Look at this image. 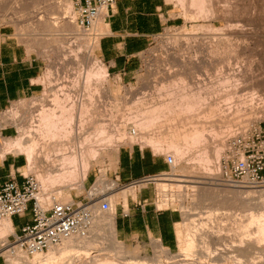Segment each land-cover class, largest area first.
<instances>
[{
  "label": "rangeland",
  "instance_id": "1",
  "mask_svg": "<svg viewBox=\"0 0 264 264\" xmlns=\"http://www.w3.org/2000/svg\"><path fill=\"white\" fill-rule=\"evenodd\" d=\"M169 1L172 3L177 15H180L183 17V19H185V23L175 27H169L161 34L157 35L150 48L142 54L140 68L138 71L131 74V76L123 78L122 76L109 73L104 82H101L100 84L98 83L101 91L100 94L102 95V106H98V108H101L99 110V116H96V121L98 119V121L102 120L100 125L104 127L107 125L106 127L109 129V131L111 130V132L120 130L118 132L120 135L119 137L121 138H119L121 141L120 146L117 147L114 145H106L103 147L100 154L91 162V168L89 170L90 172L85 181L84 188H79L78 186L76 187L73 185L74 187L68 186L61 189L60 183H58L59 185L55 183V186H48V188L49 190L53 189L54 192L61 189V201H72V199L77 201H87L89 193L98 186L97 184L92 185L94 180L97 181L98 177L102 174L101 180L103 182L106 181L104 182L105 187H103V189L98 187V192L103 193L104 197H109V195L112 194L116 195L114 196L116 198L114 199L115 202L112 206L116 214V228L117 221L119 220L121 213H123V207L125 206L127 209L128 203L132 201L131 198H139V192L142 190L144 193L143 198H148L147 203L149 206L158 208L160 210L175 211L176 213L180 214L181 219L179 222L180 224H177L178 228L176 225L177 235L175 245L169 247L162 241L161 244L174 254H172L173 258L171 259H167V257H165L163 262L167 261L169 264H182L180 260L181 258L179 259V257L183 256H180L179 254L181 253L184 241L181 239L186 233L185 229H187V223H190V219L186 211L188 209H191L192 212L199 211V213H202L201 215H203V217H206L208 215V212L205 213L208 211V208L206 207L211 206L210 202L207 201H205V205H202V207L201 205L196 204V201H198L197 199H199V195L201 193V187L204 185L206 187L208 185L207 187L219 186L226 188H236L224 184L214 185L211 183L202 184L198 182L205 179H207V181L218 182L216 179L221 174L223 157L227 154L229 148L234 146L236 141L242 138L243 135L255 128H259L261 122L264 120V0ZM193 1L195 4H193ZM72 2L74 3L73 11L75 13H73L72 16L77 23L78 12L75 8V0H72ZM66 5L67 0H0V29H8L10 33L16 36L22 43H24L30 51L38 53L44 62L43 83L45 88L43 92L35 97L16 101L11 108L1 113V125L16 126L19 131L17 136L22 135L24 128L29 126L30 123H39L38 120L42 107L47 105L48 107L51 106V108L55 110V108L58 109V107L61 108L62 106L64 107L65 105H70L71 102L65 100V94H63L64 92L59 90L61 85H65L66 87L68 86L67 88L72 90L70 92L72 98L81 95L80 93L82 91L84 96L87 90H89L85 96L87 100V94L91 90L95 89L97 80L93 79V85L90 87L91 90H86L84 78L87 75L86 72H88L90 69H95L94 67H96V65H101L108 69L97 53L100 37L106 33V24L103 25L99 31L94 30V24L90 28L85 29L79 27L78 23L77 26L82 28L81 30L66 29L64 27L65 21L63 20L64 16L67 15L65 11H68L66 10L67 8H65ZM52 8L58 9L55 11V9L53 10ZM202 9H205V11L202 12ZM104 12L106 14L107 10ZM104 12L100 15V17L104 15ZM68 19L69 18H67V20ZM48 20L51 21L52 24H55L53 27L55 30H47L44 27L41 29L40 26H45L44 24ZM210 27H213V29H210ZM214 28H216L218 31ZM95 39L97 41H95ZM90 41H94L96 44H90ZM226 75L235 76V78L238 79V82L240 83L237 85L225 84L224 86L222 81L225 80L224 78H227ZM81 76L83 77L79 80V83L76 85L73 84L74 78H81ZM63 83L65 84L63 85ZM202 83L204 86L207 85L206 87L209 85L210 88H214V86H216L217 89L221 88L219 89L221 93L219 92L220 94H217L218 96L216 95L213 100L218 103L220 101L222 107L220 106L221 108L219 115L216 114V116L212 118L214 119L212 120L214 122H212L214 124V128H218L217 130L219 132L216 134L214 132L210 133L208 141L204 142L207 150L205 156L202 154L204 145L193 147L188 158L194 157L195 159L190 160L186 158L187 156H184V158L182 157L181 160L177 161L178 165L172 169V171H170L168 176L159 177H173L179 179L184 178L186 181L183 183L184 185L186 184L187 187L185 186L183 187L184 189L182 188L180 190V188L177 187L178 183H180L179 181H168V183H171V186H168V188L164 190L159 184L161 180L156 179L147 185L141 187L135 186L133 188L135 195L133 192H131L128 196V200H124V198L121 196V191L125 187H133L134 185L124 186L126 184L125 182L121 183L115 179V169L117 168V155L116 157L114 156L116 152L115 150H117L119 147L121 149V147L125 145L132 146L139 144L143 147H149L158 157L161 158H165L167 153H174L176 156L175 150L169 148V143L166 144L164 142H166L165 139L169 142H174L176 140V136L178 135L182 137V139L180 137L179 140H181L183 143L185 142L183 141V135L188 131V126H190L188 125V116L182 115L178 117L179 119L175 120H173L175 116H172L171 118L168 117L167 119L163 117L164 119L162 118V120H158V122L156 121L157 123L155 122L156 124L150 128L139 126V122L145 118L148 119L149 114H144L145 111L151 110L156 107V105L158 106L163 101L168 100L170 96L169 92H173L174 89H178L176 87L179 86L181 88H190L192 84L197 87L199 85L203 86ZM217 83H219L220 86L222 84V86H218ZM233 83H235V81ZM173 87L175 88L172 89ZM232 90L234 92L239 91L236 94L238 96L236 97L234 94L235 97L233 96V98H230V101L225 100V95L232 93ZM55 92L59 93V95L63 94V97L59 96L61 97V102L59 101V104H55ZM248 93L250 95L252 93L253 96L255 95L254 98L257 96L255 100L252 95L250 96ZM241 94L247 97L249 95V98L252 97L250 102L249 98L246 97L245 99V97L243 95L241 96ZM258 96L261 97L259 98ZM242 97L243 102L241 100ZM218 99L220 100L218 101ZM252 99L254 101H251ZM244 101H246V103ZM60 104H62V106ZM77 110L78 109L73 110V114L76 116L79 112V110ZM55 112L59 114L61 109L60 111ZM75 120H77V117ZM195 120L198 121L197 119ZM103 122L105 125H103ZM97 125H99V123H97ZM171 125L172 128L176 129H173L172 131V128L170 127ZM93 126L94 124H92L91 127ZM87 127H89V125H87ZM169 128L171 129L170 131H172V134L168 131ZM177 128H180L179 130L181 131L178 132ZM133 129L138 131L137 135L133 136V134H131L130 131ZM86 131H89L88 128ZM184 131L186 132L182 133ZM154 138H157L158 140L160 139L161 143H164L163 145L165 147H162L161 144H159V146L157 145V147H155L154 144L152 146V143L149 141L150 139L154 140ZM161 138L164 139V142H162L163 140ZM170 138L173 140L175 138V140L171 141ZM75 147L76 150H79L77 143L75 144ZM218 147L222 148V155L220 158H217L218 156L215 154ZM52 149H47L48 153L45 150H41V155L39 154L40 157H37L38 162L34 163V165H32L33 167H27V157L24 154H20L24 158L25 164V167L22 169L23 173H25V175L33 174L37 178V175L39 174L45 175L47 170H49L51 167L50 164L53 162L52 160H54L55 157L57 158L56 162L60 161V158L55 156V154H58V149ZM49 153L54 154L50 155ZM206 156L211 158V162L209 161L206 164L205 161H203V163L201 159L198 160L199 157L206 158ZM204 164H206V166ZM205 167L207 170H205ZM206 175L209 177L211 176L209 180ZM113 184H116L117 186L115 189H106ZM196 185L202 186L199 188ZM42 188L43 186L41 187V192ZM256 193L254 192V194H252L254 207L256 206L258 198H260L259 196L261 194L260 192ZM98 205V208H100L101 203ZM196 206H200L201 208H197ZM99 210L101 211V208ZM217 211L219 213L223 212V210H216L215 212ZM32 218L33 211L30 209L25 215H19V220L17 222L22 225L28 221H31ZM193 218L196 219L199 218V216L197 215V217L195 216ZM217 220H219V222ZM217 220L215 221L218 223H214L216 225L215 227L222 226V224L224 225L226 223L231 225V221L227 220L226 222L225 218V223L222 221L223 218H218ZM228 224L225 226H230ZM256 225L257 224H255V222L252 225L254 238H256L255 234H257ZM109 229L110 228H106L104 229L105 231L102 230V238H100L98 247L103 250H99L98 252L96 248L91 247L89 252L92 255L90 254L83 256V259L76 257L74 260L72 258L66 257L67 259L65 258L61 261V263L103 264L106 259L112 260L114 258L113 260H117L119 263L122 262L123 264H132V262L135 261V257H138L142 260L143 258L151 259V257H155L158 252L160 253V248L158 249L155 245V242L158 241L159 238L154 237L151 240H147L146 238H141L140 240H131L130 237L125 238L123 235H121L117 229L118 235L116 238L119 239L120 242L123 241V243H121L124 245V251L126 252V254L125 252L119 254L117 252V246H115V244L113 245L111 240L112 238L110 239L112 234L111 232H108ZM16 234V228L14 233L12 231L4 232L0 228V237H2L0 238V264H37L32 261L34 260L33 255H27L24 252L20 253V255L14 261L10 259L12 255L8 251H12L13 248L16 247ZM18 234H21V232ZM180 234L181 236L183 234V236L180 237ZM259 244L255 242L254 247L256 245L257 247L253 248V251H256L253 256L255 258L257 257L256 259L254 258L255 264H264V256H262L263 253L261 250L263 248H261L262 245ZM45 252L47 253L48 251ZM8 253L10 254L8 255ZM116 253L122 256L119 257V255H116ZM98 255L101 256L97 257ZM123 256L125 257V260ZM175 260L177 262H175Z\"/></svg>",
  "mask_w": 264,
  "mask_h": 264
},
{
  "label": "bare ground",
  "instance_id": "2",
  "mask_svg": "<svg viewBox=\"0 0 264 264\" xmlns=\"http://www.w3.org/2000/svg\"><path fill=\"white\" fill-rule=\"evenodd\" d=\"M193 4H195V2ZM73 5H74V3L72 2V0H67V5L65 7V8H67L66 10H68V11H65L67 13V15L66 16L63 15L64 16L63 20L65 21V22L63 21L64 27L66 29H69V30L70 29H74V30L80 29L81 30L82 28H79L80 26L79 27L77 26V23L72 16L74 13ZM57 9H55V11ZM204 11H205V9H202V12H204ZM104 16H105V12H104L103 16H101V17L99 16L100 18L99 17L97 18V20L94 23V25H95L94 30L99 31V30H101L103 25H105ZM67 18H69V19L67 20ZM44 25L45 26H40L41 29H42V27H44L47 30H55V28L53 29L55 24H52V22L49 20L47 22H45ZM37 28H38V26H37ZM210 29H213V27L212 28L210 27ZM214 29H216V28H214ZM213 31L216 32L215 30H213ZM95 41H97V40L95 39ZM92 43H93V45L96 44L94 41L93 42L90 41V44H92ZM218 52H219V50H218ZM193 63H195V62H193ZM203 63H205V62H203ZM184 64H186V63H184ZM190 65H192V64H190ZM94 68L95 69H90L88 72H86L87 75L84 77L85 78V84H86L85 85L86 90L90 89V87H92L91 85H93V83H92L93 79L97 80V85L95 86V89L94 90L90 89L91 91L87 94V98H88L87 100H86L85 96L89 90H87V92L85 93L84 96H83L84 93L82 94V92H83L82 91L80 93L81 95H79L78 97L72 98L71 93H70L72 90L70 88L68 89L67 88L68 86L66 87L64 85L65 83H63L64 86L61 85V88L59 90L64 92L63 94H65L64 95L65 100L71 102L70 105L66 106L65 105L66 103L64 102L65 103L64 107L62 106V104H60L62 107L61 108L58 107V109L55 108V110L53 108H51V106L48 107L47 105H46L47 107L46 106L42 107V109L40 111L41 114L39 117L40 121L38 120V122H39L38 124H31L30 123L29 126L26 125L27 127L24 128V132L22 135L16 136L13 138H7L1 142V147H0V156L1 157H3L6 153H10V152L14 153V154L15 153L16 154H24L27 156V159H28L27 167H31L32 165H34V163L38 162L37 157L39 156L41 150L47 151V149H49V148H51V149L57 148L58 149L57 150L58 154H55V156L60 158L59 159L60 161L56 162L57 158L55 157V159H54L55 161L52 160L53 162L50 164L51 167L49 168V170H47L46 174L45 175L44 174L37 175L39 181L41 182V187L43 186L42 192H40V194L38 195V200L45 208L52 206L54 201H59V200L61 201V199H62L61 198L62 197V190L61 189L63 187H68V186H73V185H75L76 187L78 186L79 188L85 187V181L88 177V173H89V170L91 168V162L93 159H95L100 154V152L104 146H106V145H114L117 147L120 146V142H121L120 139L121 138L119 137L120 135L118 133L120 130H118L116 132H111V130L109 131V129L106 127L107 125L105 127L100 125V122L102 120L98 121L99 120L98 119L97 120L98 122L96 121V118L99 116L98 115L99 110L101 108V107L98 108V106H100V105L102 106V95L100 94L101 91H100V88L98 86V83L100 84L101 82H104V80L108 76V71L106 68H104L101 65H96V67H94ZM226 76H227V78H224L225 80L222 81V84L224 86H225V84H227V85L236 84L237 85L240 83V82H238V79L235 78V76H228V75H226ZM82 77L83 76H81V78H79V77H77L76 79L74 78L73 84L76 85L77 83H79V80L82 79ZM218 81H216V82H218ZM234 81H235V83H233ZM217 84H218V86H220L219 83H217ZM222 84H221V86H222ZM205 85H206V83H205ZM193 86H194L193 84L190 86V88H181L178 86V87H176L178 89H174L175 87H173L172 88V89H174V91L172 90L173 92L168 91L169 95H170L168 100L163 101L158 106L156 105V107H154L151 110L145 111L144 114L148 113L149 118L148 119L145 118L144 120H141L139 122V126L144 127V128H150L153 125H155L158 122V120H162L163 117H165L167 119L168 117L171 118L172 116L173 117L175 116L174 119L172 118L173 120H175V119H179L178 117H180L182 115L188 116L189 121L188 120L187 121L189 122L188 125H190V126H188L189 128L187 129L188 130L187 132L186 131L182 132V133L186 132L183 135V141H185L184 143L181 140H179V138L181 137L179 135H178L179 137L175 135L177 141L175 140V138H174V140H175L174 141L172 139L173 137L170 138V140L171 141L173 140L174 142H169L166 139H165L166 142H164V139L161 138L163 140L162 142H164L166 144L169 143L168 144L169 148H172L173 150H175L176 156H177L176 162L178 160H181L182 157L184 158V156H187L186 158H188L192 148L196 147V146H200V145H204L202 154H203V156H205V154L207 153V150H206V146H205L204 142L208 141L210 133L214 132L216 134L219 132L217 130L218 128L217 129L214 128V124H213L214 122L212 121L214 119H212V118H214L216 116V114L219 115L220 108L222 107V105L220 104V101H219L220 99H218L219 103L213 100V98H215V96L217 94L219 95L221 93L219 90L221 88L217 89L216 86H214V88H210L209 85H208V87H206L207 85L204 86V84H203V86H200V85L197 87L196 86L193 87ZM86 90H84V91H86ZM233 92L225 95L226 97L223 96L226 98L225 100L228 101L230 98H233L234 94L236 97L238 96L236 94L239 91L238 92L236 91L234 93ZM62 95H59V93H56V96H55V94H54V96H55L54 98H55V102H56L55 104H57V103L59 104V101L61 98L59 96H62ZM242 95L243 94H241V96ZM249 95H248V97L244 96V95L243 96L246 99V97L249 98ZM251 95L254 98L255 95L253 96L252 93H251ZM261 96H262V94H261ZM252 97L249 98V102H250V99ZM255 98H254V100H255ZM238 100H240V99H238ZM241 100L243 102V97ZM254 100L252 99L251 101H254ZM261 100H263V99H261ZM244 102L246 103V101H244ZM52 103H53V101H52ZM240 104H242V103H240ZM60 109H61V112L59 114H57L55 111H60ZM75 109L79 110L77 116L75 114H73V110H75ZM234 110H236V109H234ZM101 114H102V111H101ZM76 117H77V120H75ZM101 117H103V116H101ZM195 119H197L198 121H196ZM25 122H27V121H25ZM165 122H167V121H165ZM28 123H29V121H28ZM97 123H99V125H97ZM92 124H94L93 127H91ZM87 125H89V127H87ZM103 125H105V123ZM170 127L172 128V125ZM87 128L89 131H86ZM144 128H142V129H144ZM173 129H176V128H172V131H173ZM179 129L177 128L178 132L181 131ZM185 129H183V130H185ZM170 130L171 129L169 128L168 131L171 133L172 131H170ZM130 132H131V134H133V136L138 134L137 130H136V133H134L132 131H130ZM176 134H177V131H176ZM133 136H131V137H133ZM177 137H178V139H177ZM181 139H182V137H181ZM149 142L152 143V146L154 144L155 147H157V145L159 146V144H161L162 147L164 146L163 145L164 143H161V140L160 139L158 140L157 138H154V140L150 139ZM76 143L78 144L79 150H76V147H75ZM47 153H48V151H47ZM55 153H57V152H55ZM49 154L53 155L54 153H52V154L49 153ZM215 154H217V156H218L217 158H220V156L222 155V148L218 147ZM44 156H45V153H44ZM188 159L191 160V159H195V158L190 157ZM199 159H201L202 162L205 161L206 164L209 161L211 162V158L209 156L208 157L206 156V158L199 157L198 160ZM45 161H46V159H45ZM48 163H49V160H48ZM206 164H204V165L206 166ZM177 165H178V163H177ZM208 168H210V167H208ZM27 169H29V168H27ZM205 170H207V168ZM205 173H206V171H205ZM207 177L209 180L211 176L210 177L207 176ZM157 179L161 180V182L159 184L164 190H166L168 188V186H171V183H168V181H179L180 183H178L177 187L180 188V190L185 186L187 187V185L186 184L184 185V183H183L186 181L184 178L179 179V178H173V177H162V178H157ZM194 181H195V179H194ZM104 182H106V181H104ZM104 182L101 180V178H99L98 182L96 183L98 186L95 187V188H97V192L99 191L98 187H101L102 189H103V187H105ZM55 183H57V184L60 183L61 189L58 188L59 190H57L56 192H54L53 189L49 190L48 186L53 187V186H55L54 185ZM198 183H202V184H204V183L210 184L211 183L214 185L215 184L221 185V183L213 182V181H207V179L199 181ZM128 186H130V185H128ZM201 186H197V187L200 188ZM207 186L205 187V185H204L203 187H201V193L199 195V199L196 198L198 201H196L197 203L196 202L195 203L197 205H201V207H202V205H205V201L210 202L211 206L206 207V208H208V211L205 212V213L208 212V215L206 217H203V215H201L202 213L201 212L199 213V211L198 212L197 211L192 212L191 209H188L186 211V213L188 214V217L190 219V223H187V229H185V231H186L185 235L183 236V234H182V236H183L182 237L180 234V237H182L181 240L184 241V245L182 247L181 253L179 254L180 256H183V257H179V259L181 258L180 259L181 263L182 264H255V260H254L255 257L253 256V254L256 252L255 250L253 251V248L257 247V245L254 247L255 242H257V244L260 243L262 245V247H261V248H263V249H261L262 253H263L262 256H264V196H263V194L260 192L261 193L259 196L260 198H258V196H257L258 202L256 203V206H255L256 208H255L253 206L254 204H253L252 194H254V192L256 193L259 191H255V190H251V189L247 190L244 188L240 189L239 187H236V188H228L227 187L226 188V187H219V186L218 187H215V186L207 187ZM227 186H230V185H227ZM116 187H117L116 184H113L106 189H115ZM134 187H135V185L133 187H125L123 190L121 189L122 190L121 196L124 198V200H126V201L128 200V196L131 192H133V194H134V190H133ZM231 187H235V186H231ZM256 194H259V193H256ZM114 196H116V195L112 194V195H109V197H107V199L110 201L112 206L114 205V202H115L114 199L116 198ZM261 197H262V200H261ZM99 203L100 202H96L91 207L93 214H94V223H93V226L90 230V233L87 236H74V237H71V238L63 241L60 245L51 247L47 253L46 252L35 253L33 255L34 260H32V261L37 263V264L38 263L39 264H60L61 261L64 260L66 257L72 258L74 260V258H76V257L82 258L83 256L90 255L91 253L89 251H90L91 247L96 248V250H98V252H99V250H103V249L98 247V244L100 242V238H102V236H101L102 230H104L106 228H110L108 231L109 233L111 232V234H112V237H110V239L112 238L111 240L113 242V245L115 244V246H117L116 247L117 252L119 254L124 253L125 252L124 247H123L124 245L122 244L123 241H121L122 242L121 243L120 240L116 238L118 235V232L116 229L115 210H114V208H111L108 211H103V210L100 211L99 210L100 208H98ZM199 207H197V208H199ZM197 208H193V209H197ZM216 210H223V212H221V211H220L221 213H219L218 211L215 212ZM197 215L199 216V218H196V219L193 218L195 216L197 217ZM221 215H222V217H221ZM217 217L223 218L222 221L224 223H225L224 218H225L226 222H227V220L228 221L230 220L231 225L226 223L230 226H225L226 224H224V225L222 224V226L215 227L216 225L214 223L219 222V220H217L218 219ZM243 218H245V219H243ZM215 220H217L218 222ZM220 221H221V219H220ZM254 222H255V224H257L256 225L257 226V229H256L257 234H255L256 238H254V236H253L254 231L252 229V225ZM217 225H220V224H217ZM0 228L4 232L5 231H9V232L12 231L13 233L15 232L13 222H12L11 218H9V217L5 220L0 221ZM0 238H2V237H0ZM110 239H108V240H110ZM155 245L158 249L160 248V250H159L160 253L159 252H158V254L156 253L157 255H155V257H151V259H149V258L144 259L143 258V260H142V259H139L138 257H135L134 260L135 261L138 260V261L137 262L133 261L132 264H167L168 263L167 261L163 262L165 257H167V259L168 258L171 259V258H173L174 254L169 249L165 248L161 244L160 239L155 242ZM8 252H10L12 255V257L10 258L12 261H14L20 255V253H22V251L20 249H18L17 247H14L12 251L9 250ZM10 253H8V255ZM118 253H116V255ZM125 254H126V252H125ZM101 255H102V253H101ZM100 256L98 255L97 257H100ZM120 256H122V255H119V257ZM79 258H77V259H79ZM123 258L125 260L124 256H123ZM113 259L112 260L106 259V261L103 264H123L122 262L119 263V261L117 262V260L114 261ZM132 259H133V257H132ZM175 262H177V261L175 260ZM178 262H179V260H178Z\"/></svg>",
  "mask_w": 264,
  "mask_h": 264
},
{
  "label": "crops",
  "instance_id": "3",
  "mask_svg": "<svg viewBox=\"0 0 264 264\" xmlns=\"http://www.w3.org/2000/svg\"><path fill=\"white\" fill-rule=\"evenodd\" d=\"M104 22L106 33L100 37L98 56L108 67V75L110 73L127 78L138 71L141 56L150 48L155 37L169 27L184 24L185 19L177 15L169 0H117L107 10ZM43 73L44 62L41 56L30 51L8 29H0V116L16 101L35 97L43 92ZM1 123L0 117V147L1 140L16 137L19 133L16 126H2ZM261 126L264 130V120ZM115 151V179L121 183L167 169L165 158L158 157L149 147L125 145ZM24 167V158L20 154L10 152L0 156V188L10 179L23 185ZM101 176L102 174L94 183ZM143 197L141 190L139 198H131L132 201L128 203L129 215L121 213L116 229L131 240H151L155 237L169 247L174 246L180 214L153 208L148 205V198ZM18 218L19 216L11 218L17 233L21 232L23 226L17 222Z\"/></svg>",
  "mask_w": 264,
  "mask_h": 264
},
{
  "label": "built area",
  "instance_id": "4",
  "mask_svg": "<svg viewBox=\"0 0 264 264\" xmlns=\"http://www.w3.org/2000/svg\"><path fill=\"white\" fill-rule=\"evenodd\" d=\"M117 0H75L78 12L77 23L88 29L105 10L113 7ZM132 132L136 133V129ZM167 170L156 174H145L132 179L124 186L141 187L161 176H168L177 166L173 153L165 156ZM24 184L15 179L5 182L0 188V220L25 215L30 209L33 218L23 224L21 234L15 235L16 247L27 255L48 251L74 236H87L94 223L92 205L100 202V208L108 211L112 208L103 193L94 188L87 201H54L45 208L38 200L41 183L33 174L24 175ZM218 183L244 189L259 191L264 196V130L260 124L242 136L229 148L223 157V165ZM94 183L93 185H95ZM123 215H129V208L123 207Z\"/></svg>",
  "mask_w": 264,
  "mask_h": 264
}]
</instances>
